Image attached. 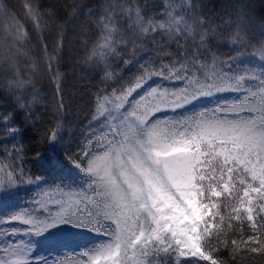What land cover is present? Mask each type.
<instances>
[{
    "label": "trees",
    "instance_id": "obj_1",
    "mask_svg": "<svg viewBox=\"0 0 264 264\" xmlns=\"http://www.w3.org/2000/svg\"><path fill=\"white\" fill-rule=\"evenodd\" d=\"M263 54L264 0H0V164L13 171V185L48 179L56 166L86 158V140L107 118L101 105L114 94L126 99L170 72H181L182 85L223 81L241 75L248 56ZM232 135L216 137L236 145L229 155L206 148V142L188 148L193 138L172 150L192 155L194 168H205L193 184L180 174L163 181L173 190L159 197L168 198L186 221L135 205V226L123 227L129 215L120 221L126 233L113 264H149L142 245L147 256H173L186 238L191 240L182 252L203 264H264L262 190H247L259 180L246 192V180L221 193L211 189L226 180L224 166L247 172L250 164L240 158L263 159L264 147L239 148ZM214 164L220 171L207 177ZM180 184L188 190L179 193ZM45 188L65 189L50 183ZM89 206L84 209L93 213L112 208ZM191 221L195 231L188 230ZM134 239L141 245L131 248Z\"/></svg>",
    "mask_w": 264,
    "mask_h": 264
},
{
    "label": "rangeland",
    "instance_id": "obj_2",
    "mask_svg": "<svg viewBox=\"0 0 264 264\" xmlns=\"http://www.w3.org/2000/svg\"><path fill=\"white\" fill-rule=\"evenodd\" d=\"M247 59L249 65L237 77L210 84L182 85L181 72H170L152 79L154 84L149 83L131 96L126 107V99L120 93L104 101L101 109L107 113L103 120L105 127L86 140L90 153L80 163L75 161L72 168L63 169L80 172L81 187L57 193L40 187L31 193V199L37 197L36 208H29L27 204L15 206V201L24 202L20 194L14 195L13 203L5 204L6 197L16 190L0 198V264H113L112 253L119 251V234L125 232L120 221L129 215L123 227L135 226L132 220L139 216L135 208L138 204L148 205L157 217L186 221L175 205L167 202L168 198L159 197L173 190L163 181L180 174L187 185L193 184V177L201 178L205 168H194L192 155L175 153L173 149L193 138L186 141L188 148L191 143L206 142V148L229 155L237 150L236 145L216 137H229L231 133L241 145L239 148L246 144L251 150L264 147V54L261 58L250 55ZM221 92L226 95L214 97V93L219 96ZM202 154L198 153V157ZM261 159L258 162L248 161L245 156L240 158L239 161L249 162L247 172H233L228 165L224 166L229 173L225 175L226 180L221 177L220 186L217 184L211 189L221 193L233 182L246 180L249 182L246 192L254 179L264 187V156ZM48 164L51 166L53 162ZM219 171L214 164L208 167L206 176ZM12 175L11 169L0 164V189L13 185ZM184 184L178 186L179 193L188 190ZM258 185L247 190L250 193L262 190L260 211L264 214V188ZM179 193L176 195L181 198ZM26 200H30L29 196ZM106 201L109 205L103 203ZM85 204L96 208L112 205V208L103 212L100 207L99 212L93 213L84 209ZM15 219L19 220L18 224L11 223ZM192 229L195 231L196 224L191 221L188 230ZM65 230L70 231L64 233ZM51 233H56L52 241H45L44 234ZM124 240L126 245L129 240L125 237ZM190 240L186 238L173 256H147L143 245L141 253L151 264H203L196 256L182 252L188 249L183 245ZM138 245H141L140 239H134L130 247Z\"/></svg>",
    "mask_w": 264,
    "mask_h": 264
}]
</instances>
